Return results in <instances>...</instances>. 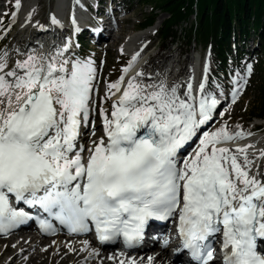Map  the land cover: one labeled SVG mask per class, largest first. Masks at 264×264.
<instances>
[{"label": "snow or ice", "instance_id": "6c2138e0", "mask_svg": "<svg viewBox=\"0 0 264 264\" xmlns=\"http://www.w3.org/2000/svg\"><path fill=\"white\" fill-rule=\"evenodd\" d=\"M21 7L14 0L12 20L0 24L5 36ZM49 20L63 28L54 14ZM72 23L80 32L74 14ZM34 26L48 27L39 20ZM72 47L69 36L54 54L17 48L13 60L7 48L0 52V233L35 221L55 235L58 221L69 234L94 226L101 244L122 237L133 248L150 220L171 219L180 237L175 253L186 250L195 264H264V147L239 143L253 135L239 124L233 129L224 121L208 130L240 99L252 63L229 72L227 82L210 78L208 61L198 83L194 70L182 82L160 77L144 83L151 74L127 76L136 53L101 97L102 69ZM194 139L196 147L182 157ZM89 247L85 241L80 251ZM161 247H171L168 237ZM97 256L92 248L84 264ZM154 260L147 257V264ZM117 264L137 260L125 257Z\"/></svg>", "mask_w": 264, "mask_h": 264}, {"label": "trees", "instance_id": "16d2710c", "mask_svg": "<svg viewBox=\"0 0 264 264\" xmlns=\"http://www.w3.org/2000/svg\"><path fill=\"white\" fill-rule=\"evenodd\" d=\"M144 4L153 5V12L160 10L167 13L160 34L167 41L176 37L178 26L186 24L197 8V24L185 30L187 43L211 44L215 64L222 68L227 62L229 39L235 28L241 29L243 35L248 34V27L259 31L264 47V0H140ZM155 15L147 18L143 25L152 24ZM253 18V25L251 24ZM252 25V26H251ZM164 41V42H165ZM164 46V45H163ZM264 115V89L261 106L253 113Z\"/></svg>", "mask_w": 264, "mask_h": 264}, {"label": "bare ground", "instance_id": "6f19581e", "mask_svg": "<svg viewBox=\"0 0 264 264\" xmlns=\"http://www.w3.org/2000/svg\"><path fill=\"white\" fill-rule=\"evenodd\" d=\"M78 15H81V11L78 12ZM126 20L127 18H123L122 23H124ZM158 21H160V19ZM158 27L159 23L156 24L151 30L139 34L135 37L136 43L132 44L129 42L127 43V40L123 39L122 24H120L119 21L116 31L112 33L111 38L106 43V50L110 51L115 46L120 47L122 45H126L127 48H129L130 46H135L133 50H135L136 53L139 47L142 46L147 41V39L151 38L150 36L154 33V31L158 29ZM121 43L123 44L120 45ZM12 54L16 55L15 51L12 52ZM161 64L162 61L160 60L155 62L154 66L151 67V69L149 70L150 72L147 73L151 74V76H146L143 78L144 83H150L155 79H159L160 77L165 76V74L162 73ZM134 67L135 66L132 67V70L134 69ZM183 70L184 69H181V71ZM217 127L218 125L215 128ZM215 128H213V130ZM263 138L264 137L261 136L259 137V139H257V141H264ZM239 143L256 144V141H244L243 143ZM261 143H258L256 147H264V143ZM53 241H55L54 244ZM85 241L89 240L80 239L79 241H64V239L62 238H56L46 244H43L42 241H39L34 237L31 238L30 236H23V239H19L18 237L17 240L14 238L10 242H4L5 244H2L1 241L0 245H3V248L0 249V264H84V258L89 256V253L91 252L92 248L98 249L99 256L89 259L88 264H101V261L103 262V264H117V261L125 258L123 256L112 254L111 252L101 251L94 243H90V247L88 248L87 252H81L80 249L84 247ZM45 245L47 246L46 248H44ZM73 248L76 249L75 252L71 250ZM65 253H67V255H65ZM7 254L11 255L10 259L5 258L8 256ZM109 256H115L116 259L110 260L108 259ZM149 256L155 257L153 264H190L188 258L182 253L175 254L174 258H171L170 251L168 249H164L160 254L153 252H145L141 254V256L139 255L136 258L137 264H140V261L142 259L144 261V264H147V257Z\"/></svg>", "mask_w": 264, "mask_h": 264}, {"label": "rangeland", "instance_id": "374dc122", "mask_svg": "<svg viewBox=\"0 0 264 264\" xmlns=\"http://www.w3.org/2000/svg\"><path fill=\"white\" fill-rule=\"evenodd\" d=\"M119 2L124 1L125 3H127V7L126 10L127 12L124 13L126 14L125 16L122 15V18L125 17L127 18V20L122 23V29H123V39H126V36L130 34V31H134V29L137 27V25L142 22L146 17H148L150 15L151 12V7L150 6H145L142 5L141 3H139L137 0H130V2L127 0H118ZM49 6V0H42V4L39 7V10L37 11V16L34 19V23L36 20L42 19L45 17L47 9ZM130 8V10H129ZM158 18H157V22L159 23V26L161 25V23L167 18V15L164 13H158ZM160 19V21H158ZM189 28L188 26H184L185 28ZM178 38L175 42H177L179 48H181L183 50V60L190 57L191 54L187 53L186 54V50L188 49L187 45H186V38L184 37V32H182L180 29L178 30ZM160 37H156V39L154 40L155 46H158L159 42H160ZM171 42V41H170ZM123 43H121L120 45H122ZM170 44V43H169ZM176 44V45H177ZM9 45V47H8ZM173 46L174 48L177 46ZM14 46V41H9L7 43V47L8 49H12ZM122 46L118 47L115 46L113 47L112 50L107 51L108 54H106L105 52H102L101 59L106 60L103 61L101 60V78L103 79V81H111V77H116L118 75H120V70H122V65H120L119 61H120V56L118 55V48H122ZM156 48V47H155ZM172 48V47H170ZM192 49L196 50L195 56L199 55L200 53H204V48L200 47V46H192ZM8 50V51H9ZM167 50V49H166ZM12 51V50H11ZM152 52H155V49L152 50ZM11 55V54H10ZM128 60V58L126 57L124 59V61L126 62ZM263 62L259 65V67H257V71L253 76V79L250 81L247 89H246V95L245 98L241 101V103L239 104V106L234 110V112H236V117L237 118H241L244 117L245 119H247L248 121V117H247V112L245 113V110L248 109H252V107H254L255 104H258L259 102V89L262 87V83L264 82V59L262 58ZM155 61H158L157 58L155 59ZM232 63H235L234 60L230 61ZM155 64V62H154ZM240 64H233V67H239ZM183 68V66L181 67ZM102 83V82H101ZM104 87V85H103ZM249 103V104H248ZM252 122L250 120V123L248 124V126L250 127L252 125ZM2 241V240H1ZM0 241V242H1ZM2 244L4 243V241L1 242ZM44 244L48 243V241H44ZM5 244V243H4ZM3 248V245H0V249ZM8 255V254H7ZM11 255H8L7 257H5L6 259H10Z\"/></svg>", "mask_w": 264, "mask_h": 264}]
</instances>
